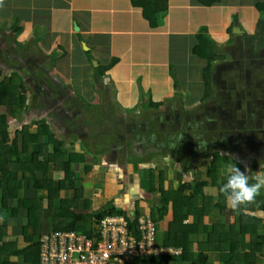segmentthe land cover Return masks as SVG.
Returning <instances> with one entry per match:
<instances>
[{
    "label": "crops",
    "instance_id": "obj_1",
    "mask_svg": "<svg viewBox=\"0 0 264 264\" xmlns=\"http://www.w3.org/2000/svg\"><path fill=\"white\" fill-rule=\"evenodd\" d=\"M205 3L206 0H165L155 4L153 12L149 7L143 10L135 0H0V77L2 70L11 69L9 60L18 63L28 56L25 69L20 66L13 69L21 74L19 80L24 87L28 82L23 73L38 75L34 97L39 99L31 101L28 98L29 106L22 107L21 111L30 110L28 116H23L22 112L10 113V107L16 106H9L6 113L11 123L7 122L5 112L0 114L5 115L7 142L15 137L16 151L36 178L41 180L47 173V178L54 180L56 186L60 180L54 178V173L60 171L62 175L63 163L68 162L72 186L66 182L67 186L58 191V200L73 198L76 170H81L84 176L96 172L97 182H80L79 191L76 190L78 199L74 212L78 215L114 207L113 215H124L131 220L150 217L165 235L161 245H157L155 239L159 252L153 256L168 257L169 264H198L200 261L204 264H250L246 256L264 236V190L254 202L239 210L228 208L226 203L218 207V186L206 174L207 164L214 156H217V175L220 174L219 162L224 157H218L217 153H212L210 159H204L201 164H187L188 169L194 168L184 171L186 176L183 173L182 181L175 182L172 175L178 170H174L173 160H184L183 151L190 142L186 135H190L186 130L185 137L180 132L172 134L162 127L165 123L161 120L171 118L186 123L191 109L207 103L212 97L213 84L205 87L203 77L208 61L193 53L199 44L197 35L206 30V36L213 42V52L220 57L227 49L245 41L249 32L241 20L244 25L257 23L251 11L255 10L256 0ZM235 9L244 10L240 17L233 14ZM234 23L245 31L233 34ZM213 65L214 62L210 65V76ZM48 86L54 87L52 95L46 94L51 89ZM185 99L187 101L183 102ZM31 104L37 106L31 107ZM27 119L38 125L27 123ZM22 127H27L31 136L25 152L18 133ZM160 135L165 139L159 138ZM47 136L61 143L64 155L57 163L48 160L52 143ZM181 136L187 140L183 144L178 142ZM260 136L253 141L248 138L246 152L239 141L232 138L229 152L238 158L237 167L249 166L253 171L252 166H258L264 170V146L257 144L264 140V133ZM28 151L32 153L27 158L29 161L25 159ZM172 152L176 155H172L174 159ZM194 152L189 151L192 154L189 160L205 154ZM0 170H7V164L3 163ZM192 180H204L203 188H208H202L198 195L197 213L189 214L179 227V233L186 236L182 241L184 246L165 245L173 220V203L164 205L157 190L162 187L171 194V200L188 197L193 193L192 187L184 186L180 190L179 185L182 182L191 184ZM173 181L176 190L172 191L176 195L171 193ZM19 185L22 188H17ZM18 192L21 193L19 197ZM44 192L34 190L30 182L17 173L16 198L40 201L39 215L28 228V234L33 227L36 229L34 240L53 229L47 214L41 215L43 205L47 210ZM17 205L15 200H8L6 210H0V226L5 227L0 241L21 248L25 243L19 228L25 224L24 214L18 210L15 219L9 217ZM162 208L166 210L160 215ZM183 210L185 212L186 208ZM215 230L219 231L217 241L224 239L221 240L223 245L215 242L206 248L208 237ZM185 249L188 257L183 259ZM22 261L21 257L10 254L0 256V264H21ZM252 264H264L263 242L252 256Z\"/></svg>",
    "mask_w": 264,
    "mask_h": 264
},
{
    "label": "rangeland",
    "instance_id": "obj_2",
    "mask_svg": "<svg viewBox=\"0 0 264 264\" xmlns=\"http://www.w3.org/2000/svg\"><path fill=\"white\" fill-rule=\"evenodd\" d=\"M243 2H246V0H243ZM257 3H261L264 6V0H256V3L254 5H256ZM255 10L254 9L251 10L252 12H254V15L256 16L254 18V21L256 20L257 22L263 20L264 12L258 11L256 7ZM242 11L244 10L235 9L233 11V14L234 13L238 14V17H240ZM240 23L242 24L243 27L247 29V32L249 33H247L246 36L244 37L245 40L244 42L241 41L240 43H237L236 46H232L234 47L233 49L231 50L227 49L223 56L220 57L218 56L216 59H214L212 76H209V81L210 83L212 82L213 84L211 85L213 88L212 89L213 92L211 93L212 94L211 99H209L207 103L198 104L196 107H193L191 109V115L189 119L186 120V123L182 122V120L180 119L174 120L172 118L170 120L166 119V121L161 120L162 122L165 123V124L162 123L163 124L162 127H165L166 129L164 131L171 132L172 134L180 132L181 135L182 134L184 135L185 133L184 130H186L187 132L186 134L190 135V136L186 135V139H189L191 143L189 142V144H187V146L184 148L183 151V153L185 152L183 156L184 160H179V161L173 160L174 161L173 162L174 164H172L173 168L175 171L176 170L178 171L172 175V179L173 180L176 179L175 182L177 183L178 181H182L183 173L186 176V173L184 171L194 168V167H189L188 169V166H186L187 164L191 163L194 166L195 164H201L203 163L204 159L206 160L210 159V157L213 155L212 153H217L218 157L219 155H221V153H230L229 151L232 148L230 142H232V138H234L235 141L237 139L239 141V144L241 145L240 147H242L246 152L247 151L246 145L248 143V138L253 141L260 136V133L261 134L264 133V114H263L264 113V41L261 43L259 42L258 39L261 31L259 30L260 27L254 24V22H252V24L250 25H244L241 20ZM248 26L250 27L247 28ZM240 29L242 31H245L244 28L242 27H240ZM201 33L206 35V30H203ZM27 60H28V56L27 58L26 56L22 58V61L18 63L16 62L14 63V61L9 60L8 61L9 63L8 62L7 63L12 66L11 69L5 72L6 65H8L6 64L4 66L5 70H2L3 72L0 77V82L12 78L10 79L11 80L10 86L12 85L14 87L12 89L13 97L12 98L10 97V101H9L11 105L12 104L15 106L19 105L20 96L24 98L23 99L24 106H29L28 98H31V101L39 100L37 99V97H34L36 96L34 88H35V84L37 83L36 81H38L36 79V77L38 76L37 74L34 75L33 73H29V72L26 73L27 75H25L24 73L22 74V76L25 77V79H27L28 82L26 84L27 85L26 87L23 86L24 87L23 93H20L17 89V86L13 85V83H15L16 80L20 81L19 76H21L20 73L16 72L13 69V67L17 66L16 69L19 68V66L20 68H24L25 61ZM25 67L27 68V66ZM49 86L48 88L51 89L50 90L46 89L48 91V93L46 94L50 93L52 95L51 92H54V87H49ZM176 89L177 87L175 88V90ZM185 101L187 100L185 99L183 102ZM31 105H32L31 107L37 106L34 104ZM8 108H9L8 105H6V107L4 108L0 107V112L6 113ZM17 112L18 113L22 112L23 116L25 115L28 116L27 113H29L30 110L26 108L24 111L20 110ZM206 113L207 116L205 117ZM6 115L8 117L7 122L11 123L12 120L9 118L7 113ZM231 115H233V117H231ZM26 122L27 123L30 122L32 124L35 123L38 125V123L32 121L31 119H27ZM184 137L181 141L179 140L178 142L181 144L186 142L187 140L184 141ZM159 138L165 139L164 135H160ZM220 139L226 140L228 142L220 141ZM259 139L261 140V136L259 137ZM201 141L206 142L207 148H209V150H207L206 148L205 151L203 152L201 151L202 153H205L204 155H199L197 157L194 156L191 160H189L188 159L189 156L192 155L189 153V151L191 152L196 151L198 147V143H200ZM257 144L258 147L264 146V140L262 141V143L260 142ZM218 146L220 148H218ZM178 147L176 149H179ZM165 153L167 154L168 152ZM194 153L198 155V151ZM30 155H32V153L31 151H28V154H26L25 159L27 160V158L31 157ZM172 155L176 156L172 152L171 158H173ZM222 157H224V159H220L219 162V165L221 167H223L225 163L231 162L230 160H229L230 162L228 161L227 156H222ZM37 159L38 158L36 157V160ZM29 160L30 159H28L27 161ZM233 162L235 163V161ZM252 165H255V162H253ZM33 166L34 164L32 165V167ZM252 168L253 171L250 172L246 171V169H250L249 166L248 168L244 169L241 167L240 169L242 172H245L246 175L254 174L260 170L264 171L263 168L259 169L258 166L257 167L252 166ZM76 172H77L76 174L73 173V182H74L73 187L74 188L76 187L74 193L76 190L79 191V186L82 183L87 184L85 182L98 181V178L95 175L96 172L94 171H91L90 176H84L81 170H76ZM59 173L61 172L59 171L57 173H54V178L62 181V185L64 187L67 181L64 180V173L62 174L63 176L61 174L59 175ZM38 177L40 178L41 176L38 175ZM100 178L101 177H99V179ZM216 178L218 183H220L223 179V177L220 174H218ZM45 180L49 182L52 188L55 189L57 187V185L56 186L53 185L54 180H50L49 178H47V173L45 176ZM175 184L176 183H174V181L173 183L171 182L170 185L171 192L176 190ZM17 188H22V185H19ZM206 188L208 187H204L203 189L207 190ZM45 191L46 192L44 193H46L45 196L47 197V190ZM17 196L18 197L21 196V193L18 192ZM93 205L94 203L92 202V206ZM41 210H42L41 215L45 216L47 214V210L44 205ZM169 235L170 233L167 236L166 242L169 240ZM164 236L165 235H162V232H160L159 229L156 228L157 245H161L164 242L162 241Z\"/></svg>",
    "mask_w": 264,
    "mask_h": 264
},
{
    "label": "trees",
    "instance_id": "obj_3",
    "mask_svg": "<svg viewBox=\"0 0 264 264\" xmlns=\"http://www.w3.org/2000/svg\"><path fill=\"white\" fill-rule=\"evenodd\" d=\"M165 0H135V4H139L143 8V10H146L147 7L150 9L152 8V11L154 12V6L155 4H158L159 2H164ZM219 0H206L205 4H211L212 2H217ZM142 2V3H141ZM256 9L258 11L264 12V6L261 3H257L255 5ZM256 25L259 28L260 36H259V42L264 41V19L261 21H257ZM197 39L199 44L194 48L193 53L201 58H204L208 61V67L204 70V82L205 87L210 86L209 76H210V65L214 61V59L217 58L216 54L213 52V42L211 39H209L206 35L203 33H200L197 35ZM109 66L101 67V70H106ZM100 68V67H99ZM12 78H9L5 81L0 82V106H10L11 103L10 97L12 98V89L14 86H10V82ZM13 85H15L13 83ZM16 86L20 93L24 92V87L20 81L16 80ZM23 99L22 96H20V103L16 107H10L11 112L14 113L17 111H20L22 109L23 105ZM12 102V101H11ZM5 125H6V119L4 114H0V166L3 163L7 164V170L0 172V189H1V196H0V210H6V202L8 200H15L18 205L11 210V214L9 217H12L13 219L16 218V214L18 210H22L24 214V220L25 224L19 228V235L23 238V241L25 245L21 248H17L15 244L13 243H2L0 241V256L3 254H10L13 257H21L23 259L21 264H37L38 262V239L34 240V237L37 235L36 229L33 227L31 230V233L28 234V228H31L32 221L34 218H37L39 215V204L40 201H38L36 198H23V199H17L16 198V183H17V173H21V178L23 180L29 181L32 185L33 189L36 191H43L47 190V216L52 220L53 224V230L54 231H82L85 234L91 233V223L93 221H99L105 216L113 215L116 211H114V207H107L106 209H103L102 211L94 212L88 215H78L74 212L76 210L77 206V199L78 195L75 191L74 196L70 200H58V191L60 188L63 187L62 182L60 181L57 184V189L52 188L45 180V175L41 177V180L35 177V173L29 169L27 166H25L24 162L20 158L19 153L16 151V140L15 137L10 141V143L7 142V134L5 131ZM45 127V126H44ZM27 127H22L18 133L21 135L22 138V145L23 151L25 152L27 148V139H31V136L27 133ZM29 139V140H30ZM33 140V139H32ZM47 140L52 143V153L48 157V159L51 162H59V160L63 159L64 152L60 149L61 143L58 140H54L51 136H47ZM8 145H6L7 143ZM34 159L36 158V155L34 154ZM56 157L54 160L53 158ZM216 157L214 156L207 164V170L206 174L209 178H211V181L213 184L219 187L224 182V177L220 183L217 182V162ZM68 162L63 163V169H64V180L67 181L69 184V187L72 186L71 181V173L69 172V169L67 167ZM36 170H40V166H36ZM87 170V169H86ZM41 172V171H40ZM4 183V187L1 188V185ZM206 184V181L204 180H192L191 184L188 183H181L179 185V189L182 190L184 186H191L193 189L192 195L188 197H175L171 200V194H169L167 191H164L162 187H159L157 190L161 196L162 201L164 205H167L168 202L173 203V220L169 224V240L165 243V245H180L184 246L182 241L183 239H186V236L183 235V233H179V227L182 225L183 220L189 215L193 213H197L196 203L198 199V195L202 192L203 186ZM172 193V192H171ZM172 194L176 195V192H173ZM58 200V201H57ZM57 201V206H54V202ZM218 207H224L225 205V198L224 196L219 192V199L217 202ZM184 208H186V211L184 212ZM164 208L161 209L160 215H163L165 213ZM208 210V209H207ZM198 222H200V217ZM136 225V222H133L131 224L132 227ZM4 226H0V237L2 236V233L4 232ZM218 228V227H217ZM215 228V229H217ZM183 231V230H182ZM219 231L215 230L213 233L208 237V243L207 246L213 245L215 242H219L220 245H223L224 239H219L217 241ZM186 235V234H185ZM177 241L176 243H174ZM263 242L264 243V236L260 238V242L254 244L251 248V253L249 256H246V260H249V263L252 264V256L253 254L259 249V244ZM233 241L231 240V245ZM185 255H183V259H186L188 257L186 253V249L184 250ZM231 259L233 257V250L231 249ZM169 258L168 257H156V256H147L144 257L138 261H136L134 264H169ZM198 264H204V262H199Z\"/></svg>",
    "mask_w": 264,
    "mask_h": 264
},
{
    "label": "built area",
    "instance_id": "obj_4",
    "mask_svg": "<svg viewBox=\"0 0 264 264\" xmlns=\"http://www.w3.org/2000/svg\"><path fill=\"white\" fill-rule=\"evenodd\" d=\"M132 223L124 216H107L88 235L51 229L38 239L37 264H134L156 255L154 223L149 218Z\"/></svg>",
    "mask_w": 264,
    "mask_h": 264
},
{
    "label": "clouds",
    "instance_id": "obj_5",
    "mask_svg": "<svg viewBox=\"0 0 264 264\" xmlns=\"http://www.w3.org/2000/svg\"><path fill=\"white\" fill-rule=\"evenodd\" d=\"M179 139L181 141L183 136H181ZM206 148V142L201 141L198 143L197 151H205ZM221 155L227 156L228 161L230 160L231 162L225 163V165L220 169V175L224 177V182L219 187V192L224 196L225 203L228 208L232 210H239L241 207L254 202L255 199L261 194V191L264 190V171L260 170L254 174L246 175L245 172H242L240 168L237 167V164L233 162L238 159L237 157L231 153H221ZM246 171L250 172L251 170L246 169ZM111 216L124 215H109V217ZM124 217L128 219L126 216ZM140 218H149L152 221L150 217ZM128 220L131 219L129 218ZM137 220H133V222H136ZM95 222L97 221H94V223ZM93 224H91V226Z\"/></svg>",
    "mask_w": 264,
    "mask_h": 264
},
{
    "label": "water",
    "instance_id": "obj_6",
    "mask_svg": "<svg viewBox=\"0 0 264 264\" xmlns=\"http://www.w3.org/2000/svg\"><path fill=\"white\" fill-rule=\"evenodd\" d=\"M74 29L76 30V27ZM232 33L237 35V34H242L243 31L239 28V25L237 23H234L232 28Z\"/></svg>",
    "mask_w": 264,
    "mask_h": 264
}]
</instances>
